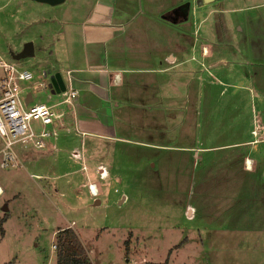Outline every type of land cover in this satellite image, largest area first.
Returning a JSON list of instances; mask_svg holds the SVG:
<instances>
[{
  "label": "rangeland",
  "instance_id": "1",
  "mask_svg": "<svg viewBox=\"0 0 264 264\" xmlns=\"http://www.w3.org/2000/svg\"><path fill=\"white\" fill-rule=\"evenodd\" d=\"M88 1L50 6L0 0V56L28 69L31 81L45 84L38 93L30 90L33 101L53 104L60 114L56 131L67 135L79 132L61 111L68 106L56 104L61 98L53 78L58 63L48 56L64 42L68 49L74 40V33L66 37L69 12L74 8L73 17L80 18ZM119 7L128 11L122 15L127 60L119 59L120 64L140 74L123 82L120 92L122 100L131 101L123 105L136 121L131 134L140 143L96 146L83 151L82 159L76 152L59 155L54 144L24 154H19L23 146H15L17 163L0 169V217L6 213L0 264H56L57 247L51 246H58L55 235L66 225L80 233L89 264H264V201H231L234 190L224 186L234 179L229 163L235 159L211 152L214 168L198 182L200 163L187 152L203 144L193 141L202 128L192 116L201 115L199 103L192 109L200 94L187 93L196 85L209 88L211 109L204 112L212 116L202 129L206 135L215 137L224 127L221 115L228 111L221 107L229 105L230 95L241 103L237 114L243 131L264 138V0H120ZM22 40L34 41V55L15 60L10 49ZM170 66L178 75L173 114L159 108L155 78L156 71ZM218 77L226 84L213 83ZM222 135L216 140H225L227 134ZM254 149L259 152L251 154L256 166L264 143ZM46 153L62 156L61 165L53 167L50 155L37 167L26 164ZM37 168L49 178L33 177ZM88 182L95 185V196L89 195Z\"/></svg>",
  "mask_w": 264,
  "mask_h": 264
},
{
  "label": "crops",
  "instance_id": "2",
  "mask_svg": "<svg viewBox=\"0 0 264 264\" xmlns=\"http://www.w3.org/2000/svg\"><path fill=\"white\" fill-rule=\"evenodd\" d=\"M119 3L120 0H89L88 10L82 12L81 16L79 15L80 18L73 17L77 15V12L74 8L71 9L72 12H69L71 16L68 17L70 22L67 27L66 37L69 38V35L72 37V33H74V40L70 41L68 49L64 42L57 51H53L51 55L48 53L50 55L48 57H51L58 63L53 71L54 73L59 74L63 86L67 85L76 92L72 105L61 111H65L66 113L67 124L74 126V129L80 134L73 133L67 135L61 133L63 131H57L54 138L47 139L46 148H49L53 144L54 146L56 145L55 148H58L59 155H62L65 152L68 154L76 152L74 156L77 154L81 156L83 151L93 150L94 148L96 149V146H98L97 150H103L116 143H140L139 138H136L135 136L136 134H131L130 127L135 125L136 121L131 114L126 112L128 109L123 105L131 103V101L122 100V93L120 92V86L123 82L124 84H127L126 81L128 79L137 78L140 74L130 68L129 71H125L120 64L119 59L123 61L127 60V56L124 55V47L128 45V41L123 38L124 22L122 20V15L128 11L124 7H119ZM65 12L67 13V9ZM72 28L74 29L73 31ZM67 38L66 41L68 40ZM29 41L32 43V51L34 55L36 45L32 40H22L20 43L15 42L13 45L14 49L11 48L10 53L13 55L19 52L22 49V45ZM121 46L123 47V54H120ZM203 46L204 45L201 46V54L205 55L206 53H202ZM118 47L119 50L117 49ZM33 55L31 57H33ZM48 57L46 58L47 61L49 60ZM169 58L172 61L174 59V57L170 55ZM17 66L20 67L19 65ZM66 71H68V80L66 78ZM44 73L46 74L47 71ZM177 76L176 69L175 67L173 69V66H170V68L165 70L162 69L156 71L155 73V78L157 82H159L156 83V91L160 95L159 108L166 109L170 111L171 114L177 110V107L174 106L176 100L175 94H177ZM216 82L226 84V79L218 77L217 80L213 81V83ZM128 84L133 85L132 81H129ZM195 87H189L187 93L193 95V97H195V95L197 97V94H200V96L197 97V101L201 100V102H192V109L195 110L197 107L196 104L199 103L201 115L200 117L192 116L193 118L198 119V125L200 120L202 121V124L200 125L202 128L200 136L194 138L193 141L203 144L200 145L202 148H198L197 150H195V148H190L187 152L190 150V152L193 153V162L197 160L196 164L200 163L198 169L201 172L202 177H199L198 179V176L195 175L196 180L199 182L204 178L205 181L206 174H210L208 171L214 168L211 167L212 165L210 164L211 159L209 155L211 152H216V154H221L225 158L231 160L235 159L233 162L229 163H233V166L229 165V167L227 165L229 161L227 160L224 163L231 169L232 172L230 175L234 176V179L229 183L231 185L224 186L225 189L234 190L231 201H259L260 199L261 201H264V187H260L264 185V166L260 167V165H263L264 163V156L262 157L261 155L256 158V166H253L251 156L252 153H259L258 149L254 148L255 145L264 143V138H262L263 135H261V133H258L257 136L253 135L251 132L252 130L250 129H244L243 131V128L240 125L242 122V119L240 118L241 116H238L237 114L241 103L237 102L236 98L234 99V97H231L230 95L227 97L229 105H223V107H221V109L225 108L224 111H228L230 116L228 117L227 115H224L228 113L222 114L220 112V114H222L221 116L225 119L221 122V125L225 122V124H223L224 127L221 126L219 134H216L215 137L211 134L209 136L206 135L202 129L207 127V121H210L211 123L212 116L211 112H209V115L204 112L211 109L209 96L208 94H205V91L209 88L197 87V85ZM222 87L226 92L232 93L231 86L223 85ZM35 92L38 93L39 91ZM58 92H60V90ZM26 99L28 100L29 98ZM250 127L252 128V125ZM222 133L227 134V137L223 138L225 140H216L217 135L223 137ZM213 142L220 143V146H214L217 144H211ZM28 149L30 148H24V151L19 154L26 153ZM56 153H54V155H52L53 153L43 154L41 155L42 157H37L34 161L29 160L26 164L28 163V165L33 168L37 167L39 166L37 165L38 163L44 158H47L46 156L50 155V158L52 159L51 165L53 167L55 165L60 166V157L62 156H57ZM80 159H82V156ZM246 160H249V167H247ZM37 172L39 173L32 174L33 177L38 179L45 177L49 178L44 175V171H41V169L38 170L37 168ZM64 175H66L65 171L62 172L61 176ZM79 186L83 187L84 184L81 183ZM256 187L261 191L259 197L255 192L257 191ZM249 192H251V195H249ZM255 196L259 199H256ZM240 213L243 212L241 211ZM66 227L69 226L66 225L59 230ZM78 236L79 238L81 237L79 232ZM79 241L81 242V240ZM189 242L190 241H188V243Z\"/></svg>",
  "mask_w": 264,
  "mask_h": 264
},
{
  "label": "built area",
  "instance_id": "3",
  "mask_svg": "<svg viewBox=\"0 0 264 264\" xmlns=\"http://www.w3.org/2000/svg\"><path fill=\"white\" fill-rule=\"evenodd\" d=\"M66 78L68 80V71ZM32 79L33 75L28 69L20 68L14 62H7L0 56V169L17 163L15 146L42 150L47 145V139L56 136L60 114L54 110L53 104L32 100L29 90L40 91L45 88L42 81H31ZM28 82L30 83L26 84ZM58 93L61 98L56 104L70 107L76 92L66 85ZM26 94H29L28 100L25 98ZM86 188L90 196L96 195L93 183H87ZM51 247L54 249L55 244Z\"/></svg>",
  "mask_w": 264,
  "mask_h": 264
},
{
  "label": "trees",
  "instance_id": "4",
  "mask_svg": "<svg viewBox=\"0 0 264 264\" xmlns=\"http://www.w3.org/2000/svg\"><path fill=\"white\" fill-rule=\"evenodd\" d=\"M5 218L6 213H3L0 217V233H2L1 224ZM55 238L58 242V246L55 245L57 247L55 252L56 264H89L78 236L70 227L58 230Z\"/></svg>",
  "mask_w": 264,
  "mask_h": 264
},
{
  "label": "water",
  "instance_id": "5",
  "mask_svg": "<svg viewBox=\"0 0 264 264\" xmlns=\"http://www.w3.org/2000/svg\"><path fill=\"white\" fill-rule=\"evenodd\" d=\"M32 1H36V2H40V3H45L47 5L50 6H54V5H58L61 4L64 0H32ZM33 55V51H32V43L31 42H25L22 46V49L13 54L12 58L15 60L21 59V58H25V57H30ZM45 73H43L44 75ZM53 78L54 81L58 87V89L60 91H62L64 89V86L62 84V80L60 79V76L58 73H54L53 74ZM26 98H29V94L26 95ZM4 208H6V206L4 205Z\"/></svg>",
  "mask_w": 264,
  "mask_h": 264
},
{
  "label": "bare ground",
  "instance_id": "6",
  "mask_svg": "<svg viewBox=\"0 0 264 264\" xmlns=\"http://www.w3.org/2000/svg\"><path fill=\"white\" fill-rule=\"evenodd\" d=\"M248 163H249V161H248ZM248 163H247V164H248Z\"/></svg>",
  "mask_w": 264,
  "mask_h": 264
}]
</instances>
